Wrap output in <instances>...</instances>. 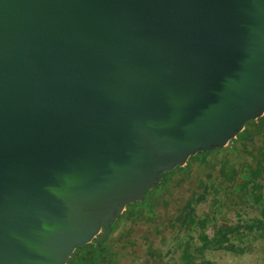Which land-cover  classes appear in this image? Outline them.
<instances>
[{
	"label": "water",
	"instance_id": "1",
	"mask_svg": "<svg viewBox=\"0 0 264 264\" xmlns=\"http://www.w3.org/2000/svg\"><path fill=\"white\" fill-rule=\"evenodd\" d=\"M263 116L264 0H0V264H67Z\"/></svg>",
	"mask_w": 264,
	"mask_h": 264
},
{
	"label": "trees",
	"instance_id": "2",
	"mask_svg": "<svg viewBox=\"0 0 264 264\" xmlns=\"http://www.w3.org/2000/svg\"><path fill=\"white\" fill-rule=\"evenodd\" d=\"M263 138L264 116L248 123L229 146L216 151L199 152L191 157L185 166L164 173L162 182L146 193L143 203L136 202L126 207L119 220L111 225V234L124 220L141 219L152 224L157 230L162 223L157 208L169 205L168 197L172 195L173 186L180 184L186 176L191 175L198 165L199 174L202 176L198 178L197 189L168 219V225L175 231H178L176 230L178 228L181 231L186 230L180 243L185 264H195V257L203 255L207 250H224L233 254L246 253L247 248L235 244L234 238L242 240L243 237L254 234L264 239V192L261 183L264 177V145L256 144L257 140ZM244 153L249 154L252 160L244 161L242 157ZM178 175H180L179 179H177ZM147 195H149L148 199H146ZM209 196L213 199L212 211L206 216H199L197 207L207 202ZM228 200L230 206L227 204ZM245 205L258 208L260 215L250 222H244L239 217L237 225L217 223L225 208H236L240 215ZM134 208L137 210L134 211ZM147 208L150 214L147 213ZM210 227L213 229L212 235L207 233ZM194 235H197L198 240ZM109 240L110 236L98 246L94 240L82 248L78 247L67 264H116L114 254L107 247ZM151 256L155 257L154 252H151Z\"/></svg>",
	"mask_w": 264,
	"mask_h": 264
},
{
	"label": "rangeland",
	"instance_id": "3",
	"mask_svg": "<svg viewBox=\"0 0 264 264\" xmlns=\"http://www.w3.org/2000/svg\"><path fill=\"white\" fill-rule=\"evenodd\" d=\"M256 144L258 146L264 145V138L257 140ZM242 157L244 161L252 160V157L247 153H244ZM199 171L200 169L196 165L191 175L186 176L180 184L173 186L171 189L172 195L168 197L169 205L157 208V212L162 217V223L157 230L152 224L141 219L136 221L124 220L117 230L110 235L107 247L114 254L116 264H185L180 243L186 234V230L181 231L178 228L176 229L178 231H175L168 225V219L197 189L198 178L202 176ZM179 178L180 175L177 176V179ZM261 183L264 192V177L261 179ZM148 198L149 195L146 196V199ZM212 200V196H209L207 202L197 207L199 216H206L211 213ZM227 204L230 206L229 200ZM148 209H146L147 213H149ZM133 210L136 211L137 208ZM238 213L236 208H225L217 223L219 225H237L239 217L244 222H250L260 215L258 208L247 205L242 208L240 215ZM117 220H119V216ZM207 233L212 235L213 229L210 227ZM194 236L198 240L197 235ZM233 242L247 248V252L233 254L224 250H207L203 255L195 257V264H205L206 262L209 264H264V239L251 234L243 237L242 240L234 238ZM151 252H154L155 257L151 256Z\"/></svg>",
	"mask_w": 264,
	"mask_h": 264
}]
</instances>
